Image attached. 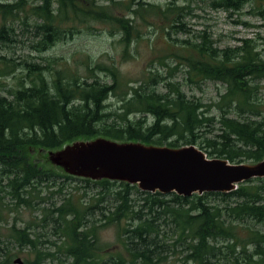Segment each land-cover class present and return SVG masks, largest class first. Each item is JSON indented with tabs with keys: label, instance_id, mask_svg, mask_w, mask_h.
<instances>
[{
	"label": "trees",
	"instance_id": "trees-1",
	"mask_svg": "<svg viewBox=\"0 0 264 264\" xmlns=\"http://www.w3.org/2000/svg\"><path fill=\"white\" fill-rule=\"evenodd\" d=\"M213 5L234 13L253 5L264 21V0H213ZM169 6L144 0H0V45L14 41L13 22L21 19L26 25L35 19L39 38L33 49L40 54L79 32V26L108 24L124 61L141 39L135 20L148 23L145 17L152 14L167 20L179 12ZM177 23L168 29L177 32ZM197 38L180 41V55H167L181 61L167 76L148 71L139 81L125 76L111 58L109 64L89 55L67 58L59 69L49 62L23 63L28 81L19 78L8 97L0 96V264H14L21 255L22 264H166L171 258L181 264H264V178L230 193L162 195L123 182L60 175L42 155L100 137L173 149L194 145L208 158L260 162L264 38L261 45L249 38L224 49L214 47L204 32ZM182 65L185 83L223 85L212 104L214 114L172 78ZM63 180L92 186L81 195H65ZM56 197L59 203L50 201ZM22 208L40 211L42 218L25 222ZM47 227L59 242L51 243L53 253L40 241L46 235L40 230ZM108 227L116 228L114 250L98 240V231Z\"/></svg>",
	"mask_w": 264,
	"mask_h": 264
},
{
	"label": "rangeland",
	"instance_id": "rangeland-1",
	"mask_svg": "<svg viewBox=\"0 0 264 264\" xmlns=\"http://www.w3.org/2000/svg\"><path fill=\"white\" fill-rule=\"evenodd\" d=\"M2 2H12L14 0H1ZM127 1V0H123ZM147 3L160 6L166 9L171 2L173 9L178 10L179 15L175 16L176 11L172 16L165 20L160 14L149 15L145 17L148 23H143L139 18L135 20L136 28L139 31L141 39H138L131 52V58L121 60L122 48L117 45V36L110 33L115 30L111 25H98L91 24L88 26H79V32L74 33L73 36L60 40L45 53H37L33 49L35 43L38 41L37 36L34 34L33 24L34 18L24 24L23 19L13 22L14 36L11 43L0 45V96H9L11 91L17 84L18 79L22 78L26 83L25 78L28 68L23 63H31L34 65L46 66L47 62L51 68L59 69L64 59L77 61L82 56L89 55L96 61H102L107 64L110 63L109 58L116 61L117 66L121 72L130 80L139 81L143 78L144 74L148 71L158 72V74L167 76L171 73L170 69L176 67L179 59L168 58V54H181L180 41L198 42V35L205 33L212 40L214 47L218 49L235 48L240 46V39H253L256 44L261 45L264 38V21L258 16L253 5H247L239 12H225L223 10L214 8L213 0H144ZM30 4L27 3V9ZM124 10H121L123 12ZM124 15H129L123 12ZM120 16V14H118ZM179 20L177 27L174 30L168 29L172 21ZM26 23V22H25ZM182 28L183 30H178ZM169 30V36H167ZM176 41V42H175ZM261 49V48H260ZM160 62L165 63L163 66ZM14 68V70H10ZM186 69L182 65L176 70L172 76L174 81L180 82L183 91L188 97H194L201 100L205 105H210V112H216L215 107L212 105L218 99L219 93L224 90L223 85L213 82H201L198 85L188 84L184 82ZM100 80L108 82L109 80L104 74H98ZM264 87V80L262 81ZM258 98L264 103V90H260ZM109 102L113 103L112 100ZM149 121V120H148ZM198 148V147H197ZM58 151V150H57ZM42 153L45 156L47 153ZM243 164H253L249 161H244ZM50 165V164H49ZM51 166V165H50ZM54 167V166H51ZM55 171L60 175H66L62 169L55 167ZM71 178H76L69 176ZM78 179V178H77ZM81 179V178H80ZM64 181V180H63ZM89 186H92L90 184ZM84 183L78 180H67L63 182V193L81 195L84 190H89ZM85 187V188H84ZM78 192V194H77ZM55 203H59L60 198L56 197L50 199ZM48 203L43 207H48ZM23 221H30L37 218H42V212L21 209L19 214ZM13 217V216H11ZM11 220H9L10 222ZM100 225L99 222H97ZM43 232L45 237L41 238L43 242L42 248L54 252L56 248L51 243H58L55 236H51L50 229L47 227ZM117 232L115 227L101 228L98 231V240L100 244L107 246L114 250L118 246ZM108 251V249H107ZM21 260L24 256L21 255ZM46 264H58L56 262H47ZM166 264H181L179 261L174 262L170 259Z\"/></svg>",
	"mask_w": 264,
	"mask_h": 264
},
{
	"label": "water",
	"instance_id": "water-1",
	"mask_svg": "<svg viewBox=\"0 0 264 264\" xmlns=\"http://www.w3.org/2000/svg\"><path fill=\"white\" fill-rule=\"evenodd\" d=\"M46 163L72 177L123 182L142 192L182 197L230 193L244 182L264 178V158L255 164H233L208 158L194 145L173 149L100 137L50 151ZM22 263L20 258L14 261Z\"/></svg>",
	"mask_w": 264,
	"mask_h": 264
}]
</instances>
